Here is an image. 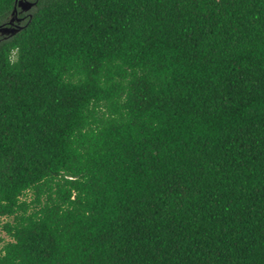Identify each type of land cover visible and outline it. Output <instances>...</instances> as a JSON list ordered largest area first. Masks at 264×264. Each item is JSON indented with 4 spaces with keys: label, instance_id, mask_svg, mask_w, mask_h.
<instances>
[{
    "label": "trees",
    "instance_id": "1",
    "mask_svg": "<svg viewBox=\"0 0 264 264\" xmlns=\"http://www.w3.org/2000/svg\"><path fill=\"white\" fill-rule=\"evenodd\" d=\"M16 26L0 264H264V0H33Z\"/></svg>",
    "mask_w": 264,
    "mask_h": 264
},
{
    "label": "water",
    "instance_id": "2",
    "mask_svg": "<svg viewBox=\"0 0 264 264\" xmlns=\"http://www.w3.org/2000/svg\"><path fill=\"white\" fill-rule=\"evenodd\" d=\"M33 4V1L29 0H18V6L20 7V10H28L30 6ZM15 10V4L12 7V11ZM11 11V13H12ZM12 17L9 18L8 22H11ZM17 26H10V25H0V33L1 34H7V33H13L16 31Z\"/></svg>",
    "mask_w": 264,
    "mask_h": 264
},
{
    "label": "flooded vegetation",
    "instance_id": "3",
    "mask_svg": "<svg viewBox=\"0 0 264 264\" xmlns=\"http://www.w3.org/2000/svg\"><path fill=\"white\" fill-rule=\"evenodd\" d=\"M29 1H33V0H29ZM14 4H15V10L12 11V15L10 16L12 17L11 19L12 21L8 22L9 19L7 20V25L10 26H16L17 23L23 19L24 15L28 13V10L26 11L20 10V7L18 6V0H15Z\"/></svg>",
    "mask_w": 264,
    "mask_h": 264
},
{
    "label": "rangeland",
    "instance_id": "4",
    "mask_svg": "<svg viewBox=\"0 0 264 264\" xmlns=\"http://www.w3.org/2000/svg\"><path fill=\"white\" fill-rule=\"evenodd\" d=\"M0 235L3 236L4 238H6V236L4 235V233L1 230H0Z\"/></svg>",
    "mask_w": 264,
    "mask_h": 264
}]
</instances>
